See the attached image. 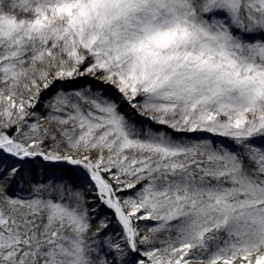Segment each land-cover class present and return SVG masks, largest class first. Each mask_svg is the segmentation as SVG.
Returning a JSON list of instances; mask_svg holds the SVG:
<instances>
[{"label":"snow or ice","instance_id":"1","mask_svg":"<svg viewBox=\"0 0 264 264\" xmlns=\"http://www.w3.org/2000/svg\"><path fill=\"white\" fill-rule=\"evenodd\" d=\"M0 264H264V0H0Z\"/></svg>","mask_w":264,"mask_h":264},{"label":"trees","instance_id":"2","mask_svg":"<svg viewBox=\"0 0 264 264\" xmlns=\"http://www.w3.org/2000/svg\"><path fill=\"white\" fill-rule=\"evenodd\" d=\"M78 86V85H77Z\"/></svg>","mask_w":264,"mask_h":264}]
</instances>
